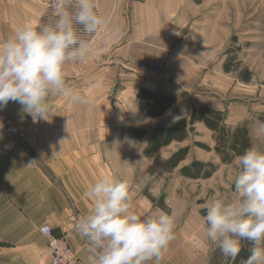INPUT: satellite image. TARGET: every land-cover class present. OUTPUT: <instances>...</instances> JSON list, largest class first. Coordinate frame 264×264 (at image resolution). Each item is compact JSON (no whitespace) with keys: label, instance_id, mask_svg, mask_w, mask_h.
<instances>
[{"label":"crops","instance_id":"crops-1","mask_svg":"<svg viewBox=\"0 0 264 264\" xmlns=\"http://www.w3.org/2000/svg\"><path fill=\"white\" fill-rule=\"evenodd\" d=\"M93 3L105 23L97 35L88 38L89 58L65 65L66 84L90 96L91 103L74 104L50 96L51 118L37 122L16 102L0 108V264H50L40 233L46 225L57 237L68 235L69 246L87 264V242L73 231V224L77 215L84 217L90 210V201L83 195L87 186L106 173L129 182L133 211L143 216L163 210L174 218L175 238L159 264H209L215 244L204 234L195 184L207 179L183 177L181 168L169 163L175 147H188L192 136L147 158L144 149L149 136L139 140L132 129L151 131L158 125L189 120L194 110L204 109L225 113L224 124L230 128L249 121L252 115L260 118L257 112L264 109V100H246L230 91L229 62L218 58L228 47L230 28L245 25V1ZM217 5L219 9H214ZM18 27L0 26V42ZM149 62L162 64L169 79L150 74ZM140 89L173 98L175 103L161 117L150 118L138 110ZM194 128L206 136L203 139L211 149L206 154L217 156L214 133L201 123ZM187 159L186 166L197 160L191 150ZM154 172L186 186L185 195L176 198L177 186L172 183L168 191L153 193L159 190L148 184ZM209 189L220 191L209 183L201 186L198 195H206Z\"/></svg>","mask_w":264,"mask_h":264},{"label":"clouds","instance_id":"clouds-1","mask_svg":"<svg viewBox=\"0 0 264 264\" xmlns=\"http://www.w3.org/2000/svg\"><path fill=\"white\" fill-rule=\"evenodd\" d=\"M93 0H54L52 16L39 26H19L0 42V108L9 101L22 106L34 122L50 120V96L90 104L66 84L65 65L89 58L91 43L104 25ZM99 87V84H93ZM2 127V125H0ZM264 133V122L260 123ZM232 178L235 199L215 195L204 205V234L233 264L241 241L250 242L244 264H264V151L251 147L236 158ZM88 213L73 224L87 242V264H159L174 240V218L163 210L141 215L132 210L130 184L104 174L83 193Z\"/></svg>","mask_w":264,"mask_h":264},{"label":"rangeland","instance_id":"rangeland-1","mask_svg":"<svg viewBox=\"0 0 264 264\" xmlns=\"http://www.w3.org/2000/svg\"><path fill=\"white\" fill-rule=\"evenodd\" d=\"M199 1V0H198ZM245 1V16L244 27L230 28L229 31V44L228 47L223 49L218 58L225 57L228 60L229 71L227 74L230 91L238 92L240 95L246 96V100L256 101L264 100V0H244ZM54 0H0V26H21L23 24L31 23L39 26L40 20L45 15H51L53 13ZM214 9H219V6H214ZM234 26H236L237 16H232ZM89 37H86L88 39ZM247 78L249 82L244 83L243 80ZM261 112H257L258 116L252 115L249 121H245L242 125H245L250 133L252 146L264 151V133L260 132V123L264 119V109L261 108ZM141 113V112H140ZM140 113L137 111V117H140ZM251 113V112H250ZM224 120H225V113ZM146 115V114H145ZM147 116V115H146ZM136 117V116H135ZM134 117V118H135ZM168 126V125H167ZM240 126V125H239ZM157 127H166L158 125ZM152 128V130L154 129ZM229 129H233L228 127ZM236 128V127H234ZM199 130V128H198ZM150 132V131H148ZM192 141L188 145L193 155L197 160L196 162L213 165L215 167L214 173L211 175V179L208 181H199L196 184V195L198 197L197 206L201 208V213L205 215L204 205L208 202L213 195L232 201L235 199V193L232 184V178L238 171L236 166V158L233 159L230 164H223L217 161L213 155H207L209 151L200 148L195 145L196 143L208 146L206 143L205 134L197 132L195 128L194 133L190 134ZM215 136V134H214ZM214 138V137H213ZM215 141V140H214ZM148 147V146H147ZM146 147V148H147ZM209 147V146H208ZM215 147V146H214ZM145 148V149H146ZM184 147H175V154L179 149ZM144 149V150H145ZM215 152V151H214ZM186 158L178 165L179 168L186 167L189 164V159ZM171 155V156H172ZM171 158V157H170ZM219 158V156H218ZM187 159V160H186ZM225 165V166H223ZM140 168V166H138ZM154 174V175H153ZM172 176H165L161 173L154 172L150 175V181L148 184L157 185L159 190L153 191L158 194V191H168L171 183L177 186L176 198L183 197L186 186H182L181 183H177L172 179ZM209 183H213L215 186L220 187V191L209 189L206 191V195H198L201 186ZM172 188V187H171ZM161 190V191H160ZM152 194L145 192V194ZM190 198L193 197L191 193ZM218 248L214 246V250ZM212 258V257H211ZM210 263V262H209ZM219 264H226L225 260ZM230 264V262H229Z\"/></svg>","mask_w":264,"mask_h":264},{"label":"trees","instance_id":"trees-1","mask_svg":"<svg viewBox=\"0 0 264 264\" xmlns=\"http://www.w3.org/2000/svg\"><path fill=\"white\" fill-rule=\"evenodd\" d=\"M51 15H45L40 20L41 23L46 22ZM40 23V24H41ZM245 81H248L245 78ZM138 110L145 113L150 118H159L164 112L174 105L175 100L166 96H155L146 89H140L137 94ZM261 122H264L262 119ZM196 123L203 124L208 130L215 134L214 151L219 156L223 164L232 163L234 158L242 155L245 150L252 147L250 133L245 125L237 126L232 130L224 124V114L212 110H194L191 113L189 120L180 119L166 127H157L150 132L143 129H132L133 135L141 140L149 136V146L144 150V155L147 158H152L162 147L170 145L172 142L182 143L188 139L189 135L194 133V125ZM195 145L209 151V147L196 143ZM189 147L179 149L173 154L169 160L170 166L176 168L181 161H183L188 154ZM215 167L213 165H205L199 162H193L191 165L181 168L180 174L183 177L197 180L208 179L214 173ZM160 204V202H159ZM160 207H164L160 204ZM250 242L241 241V251L237 256L234 264H244V260L249 255ZM225 260L221 255L219 249L212 253V258L209 264H219ZM233 264L228 261L227 264Z\"/></svg>","mask_w":264,"mask_h":264},{"label":"built area","instance_id":"built-area-1","mask_svg":"<svg viewBox=\"0 0 264 264\" xmlns=\"http://www.w3.org/2000/svg\"><path fill=\"white\" fill-rule=\"evenodd\" d=\"M147 71L159 79H169V76L163 73V66L160 63L149 62ZM31 120L33 121L32 117ZM80 218L82 217L77 215L75 222ZM40 233L46 240L47 251L51 258L50 264H85L69 246L68 235L57 237L53 234L51 227L47 225L40 229Z\"/></svg>","mask_w":264,"mask_h":264}]
</instances>
